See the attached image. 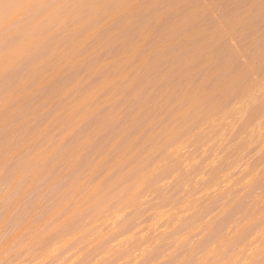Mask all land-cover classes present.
I'll return each instance as SVG.
<instances>
[{"label":"rangeland","instance_id":"obj_1","mask_svg":"<svg viewBox=\"0 0 264 264\" xmlns=\"http://www.w3.org/2000/svg\"><path fill=\"white\" fill-rule=\"evenodd\" d=\"M99 1L0 0V264H264V0Z\"/></svg>","mask_w":264,"mask_h":264},{"label":"bare ground","instance_id":"obj_2","mask_svg":"<svg viewBox=\"0 0 264 264\" xmlns=\"http://www.w3.org/2000/svg\"><path fill=\"white\" fill-rule=\"evenodd\" d=\"M100 1H102V0H100ZM99 1V2H100ZM125 1V0H124ZM108 2V1H107ZM107 4V3H106ZM96 5V4H95ZM105 5V4H104ZM125 5V4H124ZM123 5V6H124ZM126 5H128V4H126ZM91 7V6H90ZM88 8V7H87ZM98 8H99V6H98ZM97 8V9H98ZM100 9V8H99ZM102 9V8H101ZM100 9V10H101ZM104 9V8H103ZM122 9V8H121ZM124 9V8H123ZM95 11V10H94ZM121 11V10H120ZM98 12V11H97ZM256 13V12H255ZM78 17H80V16H78ZM239 17V16H238ZM78 19V18H77ZM83 20V19H82ZM240 20H241V18H240ZM94 22H96V19H95V21ZM154 25V24H153ZM105 26V25H104ZM235 27V26H234ZM82 28V27H81ZM73 30V29H72ZM83 31V30H82ZM95 31V30H94ZM97 31V30H96ZM73 32V31H72ZM87 32V31H86ZM100 33V32H99ZM150 33V32H149ZM78 35V34H77ZM73 36V35H72ZM206 36V35H205ZM141 40V39H140ZM205 41V40H204ZM152 44V43H151ZM199 44V43H198ZM203 48V47H202ZM196 50V49H195ZM142 54V53H141ZM184 56V55H183ZM189 56V55H188ZM185 57V56H184ZM189 59V58H188ZM172 62H173V60H172ZM190 62V61H189ZM192 62V61H191ZM188 63V62H187ZM186 63V64H187ZM120 65V64H119ZM189 66V65H188ZM108 69V68H107ZM264 78V77H263ZM261 81V80H260ZM232 82V81H231ZM187 84V83H186ZM228 85V84H227ZM249 85V84H248ZM252 85V84H251ZM263 86V85H262ZM249 88V87H248ZM248 88H247V91H248ZM261 88V87H260ZM225 89V88H224ZM246 88H244L243 90H245ZM254 89V88H253ZM233 90V89H232ZM258 90H259V88H258ZM262 90V89H261ZM258 92V91H257ZM263 93V92H262ZM179 94V93H178ZM219 95V94H218ZM212 96V95H211ZM246 100H247V98H246ZM250 100V99H249ZM263 100V99H262ZM216 101V100H215ZM218 101V100H217ZM229 101V100H228ZM197 102V101H196ZM237 103V102H236ZM233 104V103H232ZM235 107V106H234ZM232 108V107H231ZM244 108V107H243ZM246 108V107H245ZM217 109V108H216ZM233 110H234V108H233ZM237 111V110H236ZM244 112V111H243ZM236 113V112H235ZM238 115V114H237ZM224 118V117H223ZM213 120V119H212ZM226 121V120H225ZM222 123V122H221ZM212 124H213V122H212ZM228 125H229V123H228ZM209 126V125H208ZM223 129H224V127H223ZM204 133V132H203ZM209 133H210V131H209ZM222 133V132H221ZM223 134V133H222ZM224 138V137H223ZM237 147V146H236ZM175 162V161H174ZM195 162V161H194ZM238 164V163H237Z\"/></svg>","mask_w":264,"mask_h":264}]
</instances>
